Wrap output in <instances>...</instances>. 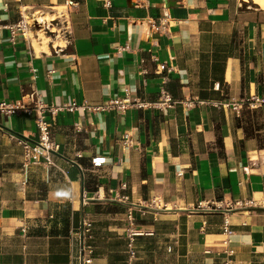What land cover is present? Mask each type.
I'll use <instances>...</instances> for the list:
<instances>
[{"label": "crops", "instance_id": "0c3cea01", "mask_svg": "<svg viewBox=\"0 0 264 264\" xmlns=\"http://www.w3.org/2000/svg\"><path fill=\"white\" fill-rule=\"evenodd\" d=\"M66 1L0 0V19L56 17ZM75 1L69 39L0 30V102L91 106L45 113L52 164L25 162L33 116L0 113V264H127L131 229L151 231L136 264H216L226 246L233 264H264V8Z\"/></svg>", "mask_w": 264, "mask_h": 264}, {"label": "built area", "instance_id": "2783aa9c", "mask_svg": "<svg viewBox=\"0 0 264 264\" xmlns=\"http://www.w3.org/2000/svg\"><path fill=\"white\" fill-rule=\"evenodd\" d=\"M109 3V1L107 2ZM78 5V2L75 0H68L66 1V5L61 7L58 11V15L53 19L49 20V24L41 25L40 22L37 20L39 15H43L39 11H35L33 13H27L24 10H21L20 17L11 23H5L0 19V30L3 28H7L10 31L11 39H15L16 36L19 34L23 35L24 37H30L31 33H35L36 37L39 36L38 32L44 30L46 34L50 35L51 37L57 38L59 35V31L62 30L63 37L69 39L70 37V28H69V20L68 15L70 9L74 6ZM61 25L59 31H57L54 27L56 25ZM169 25L168 18L164 22L156 23L153 22V27L158 32H164L167 30ZM125 46L123 48H127ZM154 61L157 62L156 69L159 73L167 70H171V66H168L165 62L160 61L159 57L156 55H152ZM144 72V71H143ZM167 76H163V80L166 81ZM164 95V93H163ZM27 99H21L14 102H0V113L5 112L7 114L13 113H24L28 116H33L35 119V124L37 126V139L36 143L26 140L24 138H19V142L22 144L24 148V155H25V162L29 163L30 161L40 162L44 160L45 162L52 164V152L51 150L58 149V144L54 141L52 135V126L51 123L46 119L45 113L49 111L52 114H57L59 111L62 110H69L74 111L79 108L87 109L91 108L90 105L86 103L79 104L76 101H72L70 103H63L61 105H54V104H47L43 101L40 94L37 91H31L26 94ZM167 101L169 99H166ZM215 105H222V106H230L234 109H238L239 103L236 101H226L224 103H217L214 102ZM125 143H129L131 141L129 135L125 134L124 136ZM129 197L125 194L119 195L120 200L126 201ZM237 203H229L227 205L228 209H232L236 206ZM144 213V211L142 210ZM129 219L131 221L134 220L132 210L129 211ZM90 222H85V232H90ZM224 231L228 234H232L233 230L230 227V222L227 217L224 218L223 221ZM149 234L151 231H144V230H135L131 229L129 231V237L127 242V264H136L137 260V246H136V236L142 234ZM225 256L221 261L216 264H233V255L234 251L229 246H226L224 249ZM90 262L91 259L88 258L86 260Z\"/></svg>", "mask_w": 264, "mask_h": 264}, {"label": "bare ground", "instance_id": "6f19581e", "mask_svg": "<svg viewBox=\"0 0 264 264\" xmlns=\"http://www.w3.org/2000/svg\"><path fill=\"white\" fill-rule=\"evenodd\" d=\"M256 3H258L262 8H264V0H254ZM53 15L51 17H49L47 14L45 15H39L37 17V20L40 22L41 25L47 24V21H49L50 19H53ZM49 39V38H48ZM47 40V38H46ZM38 42V41H37ZM36 42V43H37ZM45 44V43H44ZM47 44V43H46ZM37 45V44H36ZM38 47V46H37ZM47 48V47H46ZM45 48V49H46ZM39 49V48H38Z\"/></svg>", "mask_w": 264, "mask_h": 264}, {"label": "rangeland", "instance_id": "374dc122", "mask_svg": "<svg viewBox=\"0 0 264 264\" xmlns=\"http://www.w3.org/2000/svg\"><path fill=\"white\" fill-rule=\"evenodd\" d=\"M247 2H248V4H250V5H255V1L254 0H247ZM257 5H259L258 3H256ZM260 6V5H259ZM59 9H61V7L59 8ZM44 25H46V24H44ZM51 27H53V26H51ZM61 27V25L59 24V25H56L54 28L57 30V31H59V28ZM41 36H45V34H43V31L41 32V34H40ZM47 36H49V37H51L50 35H48V34H46ZM59 35L60 36H58L57 38H59V40L63 37V34H62V30H60L59 31ZM51 38H54V37H51ZM54 39H56V38H54ZM44 40L45 41H47L46 40V38L44 37ZM60 42H61V40H60Z\"/></svg>", "mask_w": 264, "mask_h": 264}, {"label": "water", "instance_id": "95a60500", "mask_svg": "<svg viewBox=\"0 0 264 264\" xmlns=\"http://www.w3.org/2000/svg\"><path fill=\"white\" fill-rule=\"evenodd\" d=\"M0 125H1L2 127H4V128H7V127H5L4 125H2L1 123H0ZM18 134H19L20 136H23V135L20 134V133H18ZM24 139L29 140V141L34 142V143L37 142L36 140H31V139H29L28 137H24ZM51 152L54 153V154H59L56 150H51Z\"/></svg>", "mask_w": 264, "mask_h": 264}, {"label": "trees", "instance_id": "16d2710c", "mask_svg": "<svg viewBox=\"0 0 264 264\" xmlns=\"http://www.w3.org/2000/svg\"><path fill=\"white\" fill-rule=\"evenodd\" d=\"M256 6H258L256 3H255Z\"/></svg>", "mask_w": 264, "mask_h": 264}]
</instances>
